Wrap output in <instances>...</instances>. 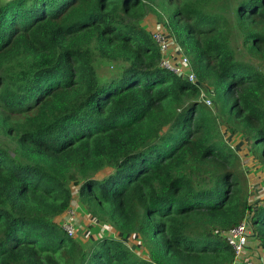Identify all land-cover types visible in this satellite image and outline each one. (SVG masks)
Wrapping results in <instances>:
<instances>
[{
	"label": "trees",
	"instance_id": "1",
	"mask_svg": "<svg viewBox=\"0 0 264 264\" xmlns=\"http://www.w3.org/2000/svg\"><path fill=\"white\" fill-rule=\"evenodd\" d=\"M227 133L264 166V0H0V264H237L244 222L264 251ZM76 201L114 236H69Z\"/></svg>",
	"mask_w": 264,
	"mask_h": 264
},
{
	"label": "rangeland",
	"instance_id": "2",
	"mask_svg": "<svg viewBox=\"0 0 264 264\" xmlns=\"http://www.w3.org/2000/svg\"><path fill=\"white\" fill-rule=\"evenodd\" d=\"M154 15V19L146 22L149 30L153 33L163 32L166 34L163 28L162 22ZM173 53H175V49L173 48ZM115 69L112 66H109L105 63L101 64L99 67L100 76H109L114 73ZM207 91V90H205ZM208 95V92L205 93V96ZM208 98H205V102ZM222 133H225V130H222ZM226 136L224 135L225 140L230 144V146L236 148L239 152V155L242 157L243 169L247 175V179L249 181L250 186V200L251 203H255L256 201H261L264 199V166L259 164L256 160L253 159V155L250 150H247V145L241 146L238 148V143L243 140L241 136ZM237 146V147H236ZM75 209L77 211V217L75 219V238H80L83 242H87L91 237L99 238L102 235H112L114 236V230L103 224L96 223L90 220V217L85 213V211L79 206V204H75ZM63 219L66 221L67 215L63 216ZM252 248V246H251ZM140 253V251H138ZM263 254H260L263 257ZM260 256L256 258H261ZM258 259L254 261V264L258 261ZM260 260V259H259ZM251 261V260H250Z\"/></svg>",
	"mask_w": 264,
	"mask_h": 264
},
{
	"label": "built area",
	"instance_id": "3",
	"mask_svg": "<svg viewBox=\"0 0 264 264\" xmlns=\"http://www.w3.org/2000/svg\"><path fill=\"white\" fill-rule=\"evenodd\" d=\"M154 35L155 41L160 47L163 55L161 66L179 77L186 78L192 84L197 83L196 75L192 70L190 60L184 51L173 44L174 40L169 35L163 32L156 33ZM173 48L175 49V53L172 51ZM206 104L208 106L212 105V102L209 98L206 100ZM76 217V209H71L68 212V217L65 223L63 224L64 230L71 237L76 233ZM250 236L251 232L246 222L226 233L228 242L234 248L238 263L240 264H254L251 254L247 253V247L251 240Z\"/></svg>",
	"mask_w": 264,
	"mask_h": 264
},
{
	"label": "crops",
	"instance_id": "4",
	"mask_svg": "<svg viewBox=\"0 0 264 264\" xmlns=\"http://www.w3.org/2000/svg\"><path fill=\"white\" fill-rule=\"evenodd\" d=\"M251 246H252V248H251ZM249 253L251 254L252 259H254V261H255V259L256 260L258 259L256 257H258V256H260V254L264 253V251L261 248H259V246L257 245L256 240L253 238H251V240H250ZM259 259L256 262V264H264V254H263V257H261ZM237 264H240V263H237Z\"/></svg>",
	"mask_w": 264,
	"mask_h": 264
}]
</instances>
